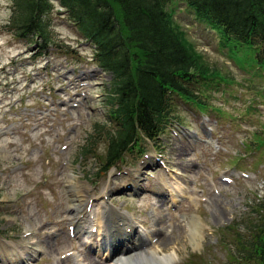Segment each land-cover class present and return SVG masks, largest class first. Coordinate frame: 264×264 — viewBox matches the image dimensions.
<instances>
[{"label":"rangeland","instance_id":"374dc122","mask_svg":"<svg viewBox=\"0 0 264 264\" xmlns=\"http://www.w3.org/2000/svg\"><path fill=\"white\" fill-rule=\"evenodd\" d=\"M176 5L186 46L209 69L208 110L176 100L173 127L106 171L111 75L57 5L53 44L42 49L8 30L12 0H0V264H13L5 239L24 249L16 264H88L81 252L112 264L99 246L71 235V178L91 202L80 210L92 225L105 201L145 235L156 230L148 247L174 255L173 264H230L234 229L253 224L264 204V62L251 50L223 47ZM96 125L106 128L98 133Z\"/></svg>","mask_w":264,"mask_h":264},{"label":"trees","instance_id":"16d2710c","mask_svg":"<svg viewBox=\"0 0 264 264\" xmlns=\"http://www.w3.org/2000/svg\"><path fill=\"white\" fill-rule=\"evenodd\" d=\"M12 3L7 28L15 37L47 49L53 44L51 17L58 6L82 41L92 48L97 66L112 76L108 126L113 130L108 135L107 168L135 149L144 153L142 144L159 139L175 117L176 100L199 106L204 103L200 87L208 85L209 69L200 65L186 46L171 5H185L197 21L216 33L223 47L251 50L264 62V0ZM105 125H96V131L100 133ZM263 212L256 210L259 218L237 234L230 264H264Z\"/></svg>","mask_w":264,"mask_h":264},{"label":"bare ground","instance_id":"6f19581e","mask_svg":"<svg viewBox=\"0 0 264 264\" xmlns=\"http://www.w3.org/2000/svg\"><path fill=\"white\" fill-rule=\"evenodd\" d=\"M177 172V171H176ZM74 178H71L69 181L70 189L72 192V199H71V208L74 210V217L71 220V227L74 228V233L76 236H87L88 241H91L92 245H99L101 248H107V253L110 256H114L113 264H173V257L174 255H163L161 256L158 252L155 250H141L139 249V246H141L144 243L139 244L138 246L133 245L131 247H118V242L120 239H115V236L113 234L115 231H121L123 226L129 225V222L127 218H125L123 215L114 212L111 210L110 206L102 202L100 204L101 207V223L100 222H92L88 219L86 215L81 216L83 212L80 211L81 207L84 206L85 203L88 202V199L83 195L81 187L78 185V183L74 182ZM134 180H128L126 183H132ZM137 181L135 180V183ZM137 185V184H135ZM116 223H124V224H116ZM154 224V223H153ZM151 224V225H153ZM149 225V227L151 226ZM196 229L199 228V222L196 221L195 223ZM98 227V230L93 232L92 228ZM127 226L126 231L129 229ZM115 230H114V229ZM132 229V228H131ZM113 231V233H111ZM133 231V229H132ZM152 239L156 238L157 231L153 230L151 232ZM126 235L127 233L124 232ZM193 240L192 242H196L198 239L197 232L193 231L191 234ZM97 238V239H96ZM202 238V237H201ZM114 240V242L112 241ZM162 241V245H166L169 247L171 244V240L167 237L162 238L160 242ZM114 246V247H112ZM9 247V246H8ZM7 245L4 244V249L8 248ZM19 247V252H17V248H14V246L11 245V249L9 251V248L5 250L9 254V263L16 264V262H20V260L25 256V253L23 252L24 249L21 245ZM83 259L88 264H104L98 261H95L90 257L88 254L85 255L83 252L80 253Z\"/></svg>","mask_w":264,"mask_h":264}]
</instances>
